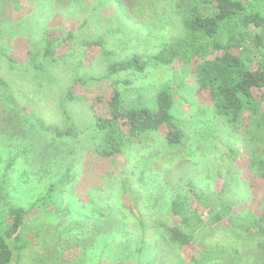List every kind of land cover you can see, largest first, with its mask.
<instances>
[{"label":"rangeland","instance_id":"rangeland-1","mask_svg":"<svg viewBox=\"0 0 264 264\" xmlns=\"http://www.w3.org/2000/svg\"><path fill=\"white\" fill-rule=\"evenodd\" d=\"M103 1L0 0V24L23 36H35L46 25L61 34L78 31L82 39L99 37L111 60L118 61L153 54L176 32L166 4L155 3L149 10L137 0ZM20 44L13 58L23 53ZM78 58L83 61L75 66L84 80L104 74L98 55L78 52ZM74 73L60 67L54 81L0 62V235L11 210L28 211L21 231L26 246L14 253L12 264H189L161 236L177 187L190 182L212 190L221 182L219 172L231 166L240 183L237 194L253 207L264 197L263 182L243 170L248 154L243 129L235 131L213 114L193 74L179 63L131 74L134 86L123 96L132 106L148 101L152 92L171 90V113L182 134L176 149L159 131L130 142L120 158L101 160L85 145L84 134L73 141L41 131L39 120L45 126L63 125L61 108L77 130L86 133L92 125L94 115L85 103L62 105ZM105 89L96 82L84 97ZM125 197L136 216L125 207ZM194 248L218 254L207 264H262L256 235L231 226L205 230Z\"/></svg>","mask_w":264,"mask_h":264},{"label":"trees","instance_id":"trees-1","mask_svg":"<svg viewBox=\"0 0 264 264\" xmlns=\"http://www.w3.org/2000/svg\"><path fill=\"white\" fill-rule=\"evenodd\" d=\"M137 2L149 10L155 3L166 4L174 16L176 32L153 54H133L119 61L111 60L112 53L105 50V41L99 37L82 39L78 31L61 34L46 25L35 36H23L20 30L0 24V62L9 63L21 74H41L54 81L59 80L55 74L58 68L72 69L76 75L66 88L62 105L82 101L94 115L85 133L77 130L61 108L63 125L45 126L39 120L40 130L57 139L73 141H79L80 134H84L85 145L101 160L120 158L130 142L159 131L166 132L167 145L176 149L182 134L171 113L174 93L167 88L152 92L148 101L132 106L125 104L123 96L129 93V86H134L133 80H129L131 74L141 75L152 67L179 63L193 74L198 91L210 102L213 114L227 127L243 129L240 132L248 153L243 170L263 182L264 192V0ZM19 42L23 53L13 58ZM78 52L83 56L98 55L104 74L89 76L87 80L80 77L75 65L80 66L83 59H77ZM96 82L103 83L105 91L87 99L85 90ZM234 173L231 166L224 174L219 172L221 182L212 190H203L190 182L176 188L168 208L170 222L162 226L161 236L183 252L189 264H207L212 257H218L213 252L196 250L194 244L202 232L219 226L254 233L264 264V197L256 207L249 204L237 194L240 183ZM124 201L129 213L136 216L128 197ZM111 209L109 206L108 210ZM27 215L24 208L11 210L7 229L0 235V264H12L14 253L20 254L26 246L21 231ZM138 242H143L142 235Z\"/></svg>","mask_w":264,"mask_h":264}]
</instances>
